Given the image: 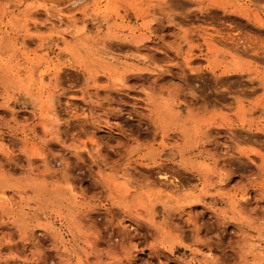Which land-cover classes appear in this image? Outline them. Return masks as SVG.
Here are the masks:
<instances>
[{"label": "rangeland", "instance_id": "rangeland-1", "mask_svg": "<svg viewBox=\"0 0 264 264\" xmlns=\"http://www.w3.org/2000/svg\"><path fill=\"white\" fill-rule=\"evenodd\" d=\"M0 264H264V0H0Z\"/></svg>", "mask_w": 264, "mask_h": 264}, {"label": "crops", "instance_id": "crops-1", "mask_svg": "<svg viewBox=\"0 0 264 264\" xmlns=\"http://www.w3.org/2000/svg\"><path fill=\"white\" fill-rule=\"evenodd\" d=\"M225 55H228V54H226V53L224 54L223 53L222 59H220V56H221L220 55L219 57H217L216 59H214L213 62L211 61V63H213V65H216L215 63H217L220 67L222 65L223 68H220L219 69L220 70L219 72H226L228 68H230L232 70H234V68H235V66H233V64H235L234 61L232 59H229V58H224V57H226ZM211 63H209V65ZM240 64H241V61H240ZM212 68H213V71L214 72H217L218 71L215 66H213Z\"/></svg>", "mask_w": 264, "mask_h": 264}, {"label": "bare ground", "instance_id": "bare-ground-1", "mask_svg": "<svg viewBox=\"0 0 264 264\" xmlns=\"http://www.w3.org/2000/svg\"><path fill=\"white\" fill-rule=\"evenodd\" d=\"M74 3H75V2H74ZM242 50H243V49H242ZM206 134H207V133H206ZM204 137H205V136H204ZM162 177H163L164 179L167 180V177H165V176H162ZM163 178H162V179H163ZM170 181H171V180H170ZM170 181H167V183L170 182ZM177 181H178V180H177ZM177 181H176V182H177ZM174 182H175V180H174ZM174 182H173V183H174ZM171 183H172V182H171ZM173 183H172V184H173ZM169 184H170V183H169ZM173 186H175V185L173 184Z\"/></svg>", "mask_w": 264, "mask_h": 264}]
</instances>
